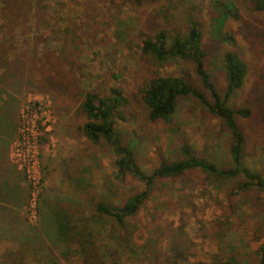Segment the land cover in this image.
Wrapping results in <instances>:
<instances>
[{
    "label": "rangeland",
    "instance_id": "1",
    "mask_svg": "<svg viewBox=\"0 0 264 264\" xmlns=\"http://www.w3.org/2000/svg\"><path fill=\"white\" fill-rule=\"evenodd\" d=\"M25 1L29 3V11H24L20 25L0 19V25L4 24L0 29V44L16 50L21 65L28 63V70L36 79L37 68L46 66L49 70L44 68L43 88L25 86L20 100V104L31 101L38 106L33 113L24 109L25 124L36 129L38 126L39 130L33 132L36 137L28 145H20L22 149L28 147L40 166L39 174L36 168V179L41 181L36 204L23 213L31 220L28 218L24 223L31 225L28 230L38 250L34 255H26L30 264H80L75 255L66 261L62 257L64 244L46 236L45 230L55 233L58 239L53 224L39 223L47 213L43 200L45 215L41 217L37 212L42 190L44 199L63 196L79 204L82 213L76 216V221L90 225L104 250L107 246L110 250L115 248L112 243L117 239H109V234L116 232L115 221L97 214L94 206L103 200L119 206L122 194L139 193L144 184L129 174L123 182L115 178L119 174L114 168L115 155L110 146L92 144L79 130L85 122L79 113L80 105L84 93L95 89L108 92L122 88L128 93L137 92L144 78L156 69L163 76L190 77L194 86L203 90L193 62L171 58L152 66L138 52L140 34L153 35L165 28L184 29L192 13L200 14L205 21L206 68L219 90L226 86L222 58L229 48V33L251 63L258 59L259 67L256 66V71L251 68L232 106L253 109L252 118L240 121L248 132L250 146L260 145L252 150L255 156L247 159L248 164L264 177V150H260L264 148V79L260 78L264 75V16L254 19L249 13V1L172 0L169 6L164 0L141 6L117 0ZM219 1L233 2L246 21L230 18L221 25ZM8 24L10 33H7ZM74 65L76 73L69 69ZM75 80L80 82L79 88ZM136 106L140 112L138 119L118 121L116 130L124 144L132 148L144 171L150 173L163 162L181 159L180 148L184 144L219 166L231 165L229 131L221 119L197 100L181 98L167 123L150 122L144 108ZM12 157L19 159L16 149L12 150ZM237 183L219 181L214 185L199 174L158 181L149 200L130 219L139 229L136 241L143 243L151 235L159 239L165 251H175L177 246L185 248L187 259L181 264H217V259L233 255L257 264L256 252L264 244V196L251 192L228 197ZM0 229L7 232L0 234V264H9L5 261L6 254L20 245L13 242V225L6 223ZM118 260L119 264H133L127 255H120Z\"/></svg>",
    "mask_w": 264,
    "mask_h": 264
},
{
    "label": "trees",
    "instance_id": "2",
    "mask_svg": "<svg viewBox=\"0 0 264 264\" xmlns=\"http://www.w3.org/2000/svg\"><path fill=\"white\" fill-rule=\"evenodd\" d=\"M117 1L141 6L161 0ZM247 1L250 2L249 13L254 19L264 16V0ZM164 2L168 6L172 4V0H164ZM218 4L221 25L230 18L246 21L233 2L219 1ZM24 11H29V3L25 0H0V19L6 22L12 24L15 21L16 26L20 25ZM195 13L190 14L184 29L165 28L153 35L145 32L140 34L138 52L150 65L165 63L171 58L193 62L203 90L194 86L190 77L163 76L156 69L144 78V83L137 88V92L128 93L122 88H112L108 92H98L95 89L84 93L79 110L80 115L85 119L79 128L81 134L94 145L106 143L110 146L115 155L114 168L119 174L115 178L118 181L123 182L129 174L140 180L144 186L139 193L122 194L123 200L119 206H111L104 200L96 202L95 212L115 221L116 232L109 234V239H117L112 243L115 245L112 250L108 246L107 250H104L90 225L76 221V216L82 213L79 204L63 196H55L52 200L44 199L45 194L42 190L39 194L37 212L41 217L45 215L41 206L43 200L47 213L44 220L39 223L43 226L53 224L58 239L55 233L45 230L46 236L64 244L62 257L66 261H70L73 255L78 257L80 264H119L120 255H127L133 264H181V261H185L187 259L185 248L177 246L175 251H165L159 239L151 235L145 238L143 243L138 244L136 241L139 229L135 224L130 223V219L135 218L141 207L149 200L158 181L178 180L191 174H199L214 185L219 181H238L228 196L230 198L251 192L264 196V177L247 161L248 158H254L255 153L252 150L258 149L260 145L250 146L248 132L240 121V119L252 118L253 109L249 106H232V100L243 89L251 68L256 71V66L259 67L258 59L257 62L251 63L234 35L229 33V48L222 58L226 70V86L223 91L219 90L206 68L208 54L204 45L205 21L200 14L197 16ZM3 25H0V29ZM9 26L10 24L7 25V33L11 32ZM15 51L12 47L0 44V144L6 146L8 150V154L3 156L9 164L8 169H5L8 177L0 176V226L2 228L6 223L13 225L15 228L11 233L13 242L20 245L17 250H11L6 254L5 261H9V264H30L26 255L29 253L34 255L38 250L32 240L31 231L28 230L31 225L24 223L30 218L28 214L29 220L25 218L23 213L30 206L33 186L25 171L12 162L10 150L19 135L24 104H20L23 89L25 86L43 88L45 81L42 76L45 72L44 68L47 70L48 68L40 65L41 67L36 69V79L28 70V63L21 65L20 54H16ZM74 67L75 65L69 69L76 73ZM254 78L257 80L256 75ZM260 78L264 79V75ZM74 82L76 88H79L80 82L77 80ZM253 84L257 86L255 82ZM181 98L197 100L208 112L221 119L223 127L231 135L229 167L219 166L214 160L198 155L189 144H184L180 148L181 159L169 163L163 162L154 171L148 173L142 169L132 148L124 144L116 130V125L118 121L133 122L138 119L140 112L136 111V105L144 108L150 122L167 123L174 115ZM5 202L11 207H7ZM0 234L6 235L7 232H2L0 229ZM256 255L257 264H264V244L259 247ZM217 264H249V262L233 255L229 258L217 259Z\"/></svg>",
    "mask_w": 264,
    "mask_h": 264
},
{
    "label": "built area",
    "instance_id": "3",
    "mask_svg": "<svg viewBox=\"0 0 264 264\" xmlns=\"http://www.w3.org/2000/svg\"><path fill=\"white\" fill-rule=\"evenodd\" d=\"M37 104L32 103L31 101H27L23 104V108L21 111V125L19 128V135L16 141L12 144L11 150H10V157L14 164L18 165L20 169L24 170L27 174L29 182L33 186V192H32V198L30 201L29 210L31 207H34L36 204V197L38 196L37 188L39 187L41 181L39 182L36 179V168H38V174L40 173V166L39 161H37V158L33 156L31 153H29L28 147L25 149H22L20 145H28L29 142L33 139H35L36 136H34L33 132L39 130L38 126L37 129L35 126H29L28 123L25 124V118H24V109L27 110L29 113H33L35 109H37ZM37 113V112H36ZM32 127V131L30 129ZM17 151V155L19 156V159L16 160L12 157V150Z\"/></svg>",
    "mask_w": 264,
    "mask_h": 264
},
{
    "label": "crops",
    "instance_id": "4",
    "mask_svg": "<svg viewBox=\"0 0 264 264\" xmlns=\"http://www.w3.org/2000/svg\"><path fill=\"white\" fill-rule=\"evenodd\" d=\"M4 154H8V150L6 149V146L0 144V176L8 177V174H6L5 169H8L9 164L7 163L6 159L4 160ZM5 204L7 207H11L9 203L5 202Z\"/></svg>",
    "mask_w": 264,
    "mask_h": 264
}]
</instances>
